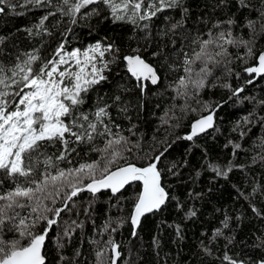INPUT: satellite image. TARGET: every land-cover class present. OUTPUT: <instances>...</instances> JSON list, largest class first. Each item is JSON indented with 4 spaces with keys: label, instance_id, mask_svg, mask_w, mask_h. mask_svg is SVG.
Instances as JSON below:
<instances>
[{
    "label": "trees",
    "instance_id": "16d2710c",
    "mask_svg": "<svg viewBox=\"0 0 264 264\" xmlns=\"http://www.w3.org/2000/svg\"><path fill=\"white\" fill-rule=\"evenodd\" d=\"M58 2L53 0V4ZM11 3L17 7L13 10L5 6L0 13V64L5 69L11 68L18 56L23 59L24 53L33 50H38L41 60L47 61L55 56L61 44L66 52L83 51L97 42L112 44L119 53L104 72L107 79L88 93L82 106L83 110L92 108L97 98L103 97L111 104L113 124L119 125V129L113 127V132L118 131L128 139L127 145L119 148L121 158L110 165V170L127 163L144 167L164 152L157 167L168 199L162 208L143 217L135 228V237L128 218L133 214L142 182H134L116 194L83 191L68 201V209L48 233L44 248L46 264H96V253L104 247L109 235L120 245L118 264H227L223 260L225 253L247 264L264 259V163H253L254 157L264 155V122L259 119L264 117V105L260 104L264 101V76L248 83L254 74L244 71L255 65L256 57L264 51L260 24L257 23L255 32L247 27L249 20L260 19L258 13L264 10V0H245L247 7H242L239 0H182L179 6L166 8L138 25L114 21L109 7L102 2L81 9L75 23L72 17L51 6L21 7V0ZM49 11L55 15L45 21L47 31L40 36L29 35L26 29ZM228 20L234 23L228 25ZM177 22H182L181 26L170 30ZM144 24L148 27L144 28ZM217 24L221 28L214 27ZM220 30L231 31L233 38L252 41L254 55L248 57L243 46L225 45L228 56L218 57L223 61L221 64L209 65L211 75L206 78L205 87L195 90L189 86L186 95H178L179 79L186 75L184 54L191 57L199 52V41L208 39L210 31L215 35ZM131 54H140L157 68L158 84L147 81L145 89L138 86L123 59ZM193 67L198 72L201 65L197 62ZM238 88L243 91L234 95ZM114 96H119L120 101L113 103ZM9 109L12 110L11 106ZM212 111L216 117L214 128L191 141L182 138L190 132L195 119ZM245 117L249 123L244 122ZM241 132L245 135L241 136ZM104 143L102 137L93 145L69 143V149L75 151L59 161V167L98 162V168L102 169L107 163L105 154L94 148L103 149ZM235 144L241 147L234 149ZM41 151L55 161L63 148L57 141L45 143ZM216 165L222 169L231 165L232 171L226 177L218 176L211 168ZM0 179L4 180L0 191L12 187L6 178ZM87 182L85 179L84 183ZM64 192L57 198L56 207L62 206L60 199ZM190 211L196 214L189 216ZM226 219L228 227L222 229L223 235L213 239L215 230L222 228ZM109 220L123 221V225L116 232H104ZM73 221L83 227H76L70 236H65L64 229ZM44 226L40 223L33 231L39 233ZM3 238L19 239L8 231ZM58 243L63 247H58ZM205 247L210 249V255L203 250ZM111 255V250L105 253V257Z\"/></svg>",
    "mask_w": 264,
    "mask_h": 264
},
{
    "label": "snow or ice",
    "instance_id": "6c2138e0",
    "mask_svg": "<svg viewBox=\"0 0 264 264\" xmlns=\"http://www.w3.org/2000/svg\"><path fill=\"white\" fill-rule=\"evenodd\" d=\"M99 2L109 7L114 21H129L138 25L140 21L151 20L166 8L179 6L182 0H59L56 4H53V0H21L20 6H51L62 15L72 17V23H75V17L81 9ZM239 3L242 7H247L245 0H239ZM5 6L13 10L17 7L11 0H0V13L5 11ZM54 15L55 12L49 11L26 31L29 35L40 36L42 32L47 31L45 21ZM258 15L259 20H249L247 23L252 32L256 31L257 23L260 24L261 31H264V10ZM181 23L172 24L170 30L180 27ZM233 23V20L227 21L228 25ZM143 27L147 28L148 25L144 24ZM214 27L219 29L221 25ZM33 29L36 31L33 32ZM208 37L199 41V52H194L191 57L184 54L183 71L186 75L179 79L178 95H186L189 86L195 90L205 87V80L211 75L209 65L214 67L221 64L223 61L218 57L228 56L225 45L243 46L247 49L248 57L254 55L250 46L252 41L233 38L231 31L220 30L215 35L210 31ZM209 48L215 51L210 52ZM118 53L119 49L114 48L112 44L102 45L100 42L83 51L74 49L71 52H66L61 44L55 56L47 61H42L38 50H33L24 53L23 59L18 56L17 62L11 68L5 69V66L0 64V177L6 178L12 184L9 189L0 191V264H46L42 249L48 233L58 224L61 213L68 209V201L83 191L95 194L102 189H109L116 194L134 182H142V191L136 198L133 214L128 218L133 226V237L136 235L135 228L139 225L140 218L145 213L159 210L168 199V193L161 185V171L157 167L164 152L153 157L144 167L127 163L110 170V165L121 158L119 148L121 145H127L128 139L118 131L113 132V127L119 129V125L113 124L109 112L111 104L104 101L103 97L97 98L94 107L82 109L88 93L107 79L104 72L115 62ZM123 59L126 61L127 71L138 81V86L143 88L142 81H150L153 85L158 83L156 69L146 63L140 55H128ZM256 60L255 65L245 68L244 71L264 76V52H261ZM197 62L201 65L198 72L193 67ZM61 66L66 67L61 70ZM247 82L253 83V80L249 79ZM242 91L243 88H238L233 94ZM16 97L19 99H15ZM118 101L119 96L112 98L113 103ZM260 104L264 105V101H260ZM10 106L12 110H9ZM213 116L214 112H209L208 115L195 120L191 125L190 134L182 138L191 141L198 134L212 128ZM259 119L264 122V117ZM244 122L249 123V118L245 117ZM243 135L245 133L241 132V136ZM101 137L105 141L104 148L94 150L105 154L103 158L107 163L102 169L98 168V162L84 163L74 168L59 167L58 162L66 160L68 155L75 151L74 148L69 149V143L93 145L94 141ZM57 141L62 145L63 151L54 161L41 149L45 143ZM233 147L239 149L241 146L235 144ZM164 151H167V148ZM257 162L264 163V155L254 157L253 163ZM211 168L218 176L224 177L232 171L231 165L223 169L218 165ZM85 179L88 180L87 183H84ZM3 184L4 180L0 179V187ZM65 188L71 189L70 193L64 192ZM255 191L253 189V193ZM62 192V206L56 207L57 198ZM49 204L52 206L49 207ZM22 211L25 212L24 215L21 214ZM195 214V211H190L188 215ZM40 223L45 226L39 233L34 232L33 229ZM113 223L116 227H112ZM122 225L123 221L109 220L103 231L116 232ZM76 227L83 225L73 221L72 225L64 229V235L70 236ZM176 227L179 234V226ZM227 227L226 219L222 222V228L215 230L213 239L222 236V229ZM5 231L17 234L19 239L5 240ZM22 240L25 243H21ZM93 243L99 244L98 241ZM58 247L63 245L58 243ZM119 248L120 245L109 235L104 247L96 253V264H117L121 257ZM109 250L112 255L105 257ZM203 250L211 254L207 247ZM223 260L227 264H247L246 261L237 260L227 253L224 254ZM252 264H264V259Z\"/></svg>",
    "mask_w": 264,
    "mask_h": 264
},
{
    "label": "water",
    "instance_id": "95a60500",
    "mask_svg": "<svg viewBox=\"0 0 264 264\" xmlns=\"http://www.w3.org/2000/svg\"><path fill=\"white\" fill-rule=\"evenodd\" d=\"M264 52V51H263ZM132 55V54H131ZM133 55H137V54H133ZM138 55H140V54H138ZM141 56V55H140ZM145 61H146V63H148V64H150L151 66H153L155 69H156V73H157V75H158V77H159V80H158V83L160 82V74L158 73V71H157V68L153 65V64H151L149 61H147L143 56H141ZM260 76H256V74H254V79H253V81H255V80H257L258 78H259ZM150 82V81H149ZM146 83H147V81H143V84H144V89L146 88ZM151 83V82H150ZM157 83V84H158ZM212 112H214V111H212ZM208 115V114H207ZM204 116H206V115H204ZM202 117V116H201ZM201 117H199V118H201ZM199 118H197V119H199ZM197 119H195V120H197ZM194 120V121H195ZM193 121V122H194ZM192 122V123H193ZM215 125H216V117H215V112H214V116H213V127L212 128H214L215 127ZM212 128H209V129H207V131H209V130H211ZM207 131H205L204 133H206ZM190 132H191V130H190ZM190 132L188 133V134H190ZM204 133H200V134H198V135H201V134H204ZM187 134V135H188ZM197 135V136H198ZM186 136V135H185ZM161 185H162V183H161ZM163 186V185H162ZM128 186H126L124 189H126ZM142 187H143V185H142ZM124 189H122L121 191H123ZM101 191H111V190H109V189H102ZM101 191H99V192H101ZM120 191V192H121ZM142 191V190H141ZM166 203V202H165ZM164 205V204H163ZM163 205L160 207V208H162L163 207ZM155 211V210H154ZM147 214H149V213H145L141 218H140V223H141V221H142V219H143V217L145 216V215H147ZM139 223V224H140ZM45 243H46V241H45ZM44 248H45V244H44ZM44 248L42 249V254L44 255ZM45 256V255H44ZM45 261H46V257H45ZM119 261V260H118ZM118 261H117V264H118Z\"/></svg>",
    "mask_w": 264,
    "mask_h": 264
},
{
    "label": "rangeland",
    "instance_id": "374dc122",
    "mask_svg": "<svg viewBox=\"0 0 264 264\" xmlns=\"http://www.w3.org/2000/svg\"><path fill=\"white\" fill-rule=\"evenodd\" d=\"M25 91H27V89H25ZM21 107H23V106H21ZM10 110V109H9Z\"/></svg>",
    "mask_w": 264,
    "mask_h": 264
}]
</instances>
